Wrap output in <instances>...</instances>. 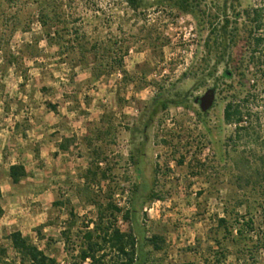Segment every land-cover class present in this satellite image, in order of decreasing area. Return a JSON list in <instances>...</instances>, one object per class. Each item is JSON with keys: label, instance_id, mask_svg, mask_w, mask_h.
Instances as JSON below:
<instances>
[{"label": "rangeland", "instance_id": "1", "mask_svg": "<svg viewBox=\"0 0 264 264\" xmlns=\"http://www.w3.org/2000/svg\"><path fill=\"white\" fill-rule=\"evenodd\" d=\"M188 1L190 13L168 0H143L137 10L128 0H0V249L8 261L19 264L8 239L19 232L58 264H91L79 255L101 206L122 232L136 224L165 240L161 251L146 246L149 264H264V80L257 134L238 135L224 119L240 86L253 89L264 0ZM120 60L123 70L96 77ZM210 89L215 104L202 113L195 99ZM160 97L184 105L146 128ZM12 165L27 172L17 185ZM142 182L157 197L142 200L136 223L126 221ZM107 255L105 264L118 263Z\"/></svg>", "mask_w": 264, "mask_h": 264}, {"label": "trees", "instance_id": "2", "mask_svg": "<svg viewBox=\"0 0 264 264\" xmlns=\"http://www.w3.org/2000/svg\"><path fill=\"white\" fill-rule=\"evenodd\" d=\"M131 6L137 10L143 6V0H128ZM171 6L186 12H191V4L188 0H168ZM263 15L260 11H255L253 20L256 23V29L260 31L261 22ZM227 28L222 29L220 35L226 38ZM253 54L251 59L253 62V72L251 79L253 89H247L245 84L240 86V91L237 97L229 102L224 109V119L227 124H233L236 126V133L238 135L248 132L252 129L258 128L261 124V119L255 111L259 105L261 98V83L264 80V37L262 35L254 36L253 39ZM226 46L224 51H226ZM105 69L97 73L96 77H100L104 74H110L118 70H123V62L116 61L112 65H107ZM249 68V67H248ZM226 78H231L226 75ZM184 105V101L169 100L164 97L156 98L152 102V111L150 113L149 122L146 124V128L154 118L161 111L167 110L170 106L180 107ZM264 108V105H263ZM255 134H257L255 132ZM257 138H260L257 135ZM264 161V160H263ZM136 162V165H139ZM141 168H139L140 170ZM27 174L26 169L23 165H12L9 169V177L12 183L17 185L21 179ZM264 175V174H263ZM95 177V176H94ZM131 207L123 215V219L126 221H132L136 223V218L139 214V205L143 199L154 200L157 195L154 193H148V185L141 183L140 190L137 188L131 195ZM114 213H122V210L114 205H108ZM104 210L99 207L98 221L94 224V229L88 230L85 234L84 240L85 245L82 248L79 260L81 262L90 261L91 264H105V259L108 256V251H113L118 257V263L116 264H149V256L145 248L147 245L153 246L155 251H161L165 244V240L159 236H153L147 238L143 231H141L136 224H133V229L130 232H122L115 224L111 221L108 223L104 221ZM112 214V215H113ZM4 215V209L0 205V219ZM114 216V215H113ZM219 224L224 226L226 221L224 219L219 220ZM89 228V227H88ZM233 234V233H232ZM231 233L229 235L233 236ZM243 231H238V236H242ZM11 242V246L19 256V264H58L56 259L49 257L46 253L39 249L28 237H24L19 232L11 233L8 237ZM7 249H0V264H13L8 261ZM190 264V263H188Z\"/></svg>", "mask_w": 264, "mask_h": 264}, {"label": "water", "instance_id": "3", "mask_svg": "<svg viewBox=\"0 0 264 264\" xmlns=\"http://www.w3.org/2000/svg\"><path fill=\"white\" fill-rule=\"evenodd\" d=\"M215 99H216V90L210 89L202 97L197 98L195 100V103L199 102L200 103L199 107L202 113H207L213 108L215 104Z\"/></svg>", "mask_w": 264, "mask_h": 264}, {"label": "flooded vegetation", "instance_id": "4", "mask_svg": "<svg viewBox=\"0 0 264 264\" xmlns=\"http://www.w3.org/2000/svg\"><path fill=\"white\" fill-rule=\"evenodd\" d=\"M198 98H199V97H198ZM196 99H197V98H196ZM196 99H195V100H196ZM195 104H196V105H199L200 103L198 102V103H195Z\"/></svg>", "mask_w": 264, "mask_h": 264}]
</instances>
